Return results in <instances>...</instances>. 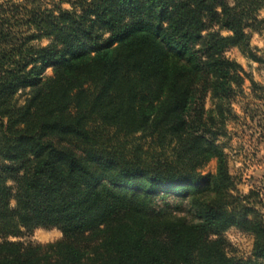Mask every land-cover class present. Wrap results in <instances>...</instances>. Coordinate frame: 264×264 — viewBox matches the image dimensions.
<instances>
[{
    "label": "trees",
    "instance_id": "1",
    "mask_svg": "<svg viewBox=\"0 0 264 264\" xmlns=\"http://www.w3.org/2000/svg\"><path fill=\"white\" fill-rule=\"evenodd\" d=\"M47 1L0 0V264H264L258 192L217 143L245 75L224 52L254 57L264 0ZM36 228L62 237L10 239Z\"/></svg>",
    "mask_w": 264,
    "mask_h": 264
},
{
    "label": "rangeland",
    "instance_id": "2",
    "mask_svg": "<svg viewBox=\"0 0 264 264\" xmlns=\"http://www.w3.org/2000/svg\"><path fill=\"white\" fill-rule=\"evenodd\" d=\"M57 1V0H55ZM64 1V0H63ZM234 0H226L229 5ZM48 6L51 2L47 1ZM62 7L69 8L68 3L62 2ZM257 19L264 18V8L256 12ZM256 29L246 27L250 57L237 47H229L224 56L237 62L245 72L241 91L228 99L234 117L225 124L226 133L217 138V143L222 146L226 157L227 167L240 194H247L250 190L258 192V210L264 214V23L261 22ZM211 30L218 31L221 35L229 33L226 29L213 26ZM47 44V40L40 42ZM50 75L49 69L45 72ZM250 79L256 83L252 90ZM24 95L18 97L21 103ZM205 109H211L209 97L204 102ZM215 159H211L204 167L203 172L214 173ZM12 184L11 182H9ZM10 204L13 206L14 201ZM62 233L57 228H36L30 233L24 232L19 237H11L23 243L46 244L61 239ZM223 237L226 241L225 251L228 256L239 259L251 257L253 236L236 227L228 228Z\"/></svg>",
    "mask_w": 264,
    "mask_h": 264
}]
</instances>
